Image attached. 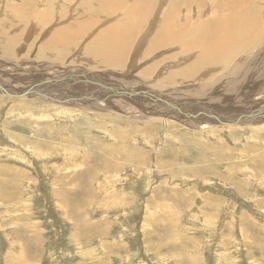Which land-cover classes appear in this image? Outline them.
<instances>
[{"label": "rangeland", "instance_id": "rangeland-1", "mask_svg": "<svg viewBox=\"0 0 264 264\" xmlns=\"http://www.w3.org/2000/svg\"><path fill=\"white\" fill-rule=\"evenodd\" d=\"M115 1L123 8L152 1L149 22L136 36L133 51L153 34L150 23L162 21V12L173 2L195 22L216 17L217 0ZM200 5L206 6L203 11ZM73 8L67 0H0V64L18 72L26 61V66L46 71L57 67L43 70L45 63L63 60L69 66L89 65L94 74L108 71L98 46L114 44H91L105 20L95 19L87 35L57 48V29L72 20L57 15L83 9ZM261 11L264 0H239L235 9L222 13V21L231 20V33L222 45L227 59L217 65L227 76L217 85L245 91L243 98L264 89V77L253 76L264 72V16L259 29L243 38L236 34L249 12ZM172 46L164 50L171 55L166 63L185 48ZM156 51L161 49L139 56V65L159 58L162 53L154 55ZM234 53L247 65L249 74L239 69L241 79ZM28 77L29 86L47 82L31 72ZM137 77L145 79L139 72ZM37 93H0V264H264V118L239 126L232 123L237 116H230V123L213 121L207 127L163 117L130 134L128 125L114 122L107 111L77 106L74 101L90 100L85 90L78 95L76 89L79 98L57 96L60 103L32 99ZM114 112L140 127L148 121ZM225 115L222 111L213 118L227 119ZM117 130L127 136L129 151L117 152ZM127 152L137 163L120 159ZM104 153L114 156L110 170Z\"/></svg>", "mask_w": 264, "mask_h": 264}, {"label": "bare ground", "instance_id": "bare-ground-1", "mask_svg": "<svg viewBox=\"0 0 264 264\" xmlns=\"http://www.w3.org/2000/svg\"><path fill=\"white\" fill-rule=\"evenodd\" d=\"M63 1L66 2V0ZM67 1L74 2V8L81 6L83 9L78 14L74 12L73 15L76 14L75 16L63 10L58 13V19H63V16L67 17L68 15V18L71 17L72 20L66 21V26L63 25V28L57 29L55 33L57 48L70 47L72 41L87 35L92 30V28L89 30L88 28L92 27L91 25L95 22V19L105 20L107 22L101 24L104 29L97 34L91 44L115 45L98 46V51L102 53L109 70L104 69L94 74L92 67L89 65L69 66L63 60H58L57 63L49 65L47 62L43 65V70L52 67H57V69L40 70L42 71V74H40L37 68L26 66V61L25 63L21 61L18 72L6 70L5 65L0 64V85L5 89L0 93L14 96L28 94L35 96L39 90L37 96L32 99L39 100L42 98L43 101H57V103H60L63 102H58L60 98L62 100L63 98H79L78 95H81L82 91L85 90L86 93H90L91 97L87 98L90 99L89 101H71L76 102L79 107H82L79 105L82 104L89 105L87 107L91 109L107 111V114L113 117L114 122L127 124L130 134L132 132L137 134V132L149 129L153 124V120H164L163 117H178L176 121L186 123L188 126H201L202 123H212L213 121L223 125V123L232 122L229 119L230 116H237V119L232 122L234 125L245 126L250 123L254 124L260 118H264V89L260 90L261 95L257 93L258 95L253 96L254 98L251 97V99L250 96L240 97V95H245V91L235 88L232 92L228 83L221 87L217 85L227 76L220 72L217 65L219 60L227 59L228 54L224 52L226 48H222V45L227 44L231 33L229 30L231 20L222 21V13H225V9H230L232 6L235 9L239 0H217L213 11L216 17H207L202 19L201 22H195L191 16L187 17L182 8L173 2L168 10L162 12V18H164L162 21L158 20L150 23V26H153L155 30L153 34L147 35V39L145 38L141 42L139 49L136 51H133L131 46L135 43V38L140 30L143 29V25H147L149 22L147 12L148 5L152 1H137L138 5H129L126 8H123L119 4L120 2L118 3L115 0ZM97 3H99L98 9L97 6L96 8L93 7ZM222 3H226V6H221ZM205 7V5L199 6L201 11ZM232 14L230 15L232 16ZM263 16V11H261V14L249 12V17L243 20L240 31L236 35L243 38L245 37L243 33L249 34L252 33L253 29H259L261 27L259 21H262ZM111 21H116L118 25H109ZM197 25L198 27L193 28ZM196 29H198L199 34H194ZM190 36L192 41L191 38L189 39ZM51 42L53 43L55 40ZM51 42L47 41L45 44L51 45ZM173 44H180L185 48L180 52L173 53V56L177 58L175 61L166 63L171 55H169V52H164V50L174 49ZM144 48L148 49L140 53ZM155 49H161V51H156L154 55L162 53L161 56L153 60L151 64L140 66L137 58L141 55L145 56ZM87 54L89 55V53ZM215 57L217 59L213 61ZM98 58L103 61L101 57ZM234 58L238 78L241 79L239 69L249 74L244 68L247 65L242 62L238 54L234 53ZM257 58H260V56H257ZM92 59L94 60L93 57ZM261 59H263V56H261ZM83 67L88 72H84ZM119 67H122V69H119ZM248 68L253 70L254 67ZM124 70H126V73L122 72ZM28 71L33 73L34 76L46 77L47 82H39L35 87L29 86ZM138 72L145 76L144 80L137 77ZM256 72L257 75L253 73L255 78L264 77V72ZM88 73L91 74L90 78L91 80L94 78V81L87 77ZM188 86L192 87L188 88ZM77 88L80 91L78 95L75 94ZM23 92L25 94H22ZM229 92H232L233 95L228 94ZM57 96H60V98L57 99ZM116 110L133 116L131 118L143 117L148 121L140 127L135 121H131L125 116H118L114 112ZM232 110L238 111L239 115L232 114ZM222 111L226 114L227 119L223 116L213 118ZM183 119H186L187 122H184ZM209 125L212 126L213 124ZM209 125L206 124L205 126L208 127ZM22 128L26 129V127ZM120 135L122 137H119ZM117 137L120 139H118L117 152L123 148L124 151H129L126 144L127 136L124 135V131L117 130ZM136 146L138 145H133V147ZM104 155L107 156L109 165L106 166L110 170L114 167V160H112L114 156L111 157L107 153H104ZM120 159L137 163L136 156L132 152L123 154ZM104 170L106 171V169ZM90 176L93 177V174Z\"/></svg>", "mask_w": 264, "mask_h": 264}]
</instances>
